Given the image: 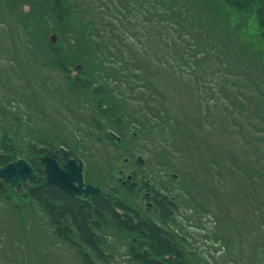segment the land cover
Listing matches in <instances>:
<instances>
[{
	"label": "rangeland",
	"instance_id": "374dc122",
	"mask_svg": "<svg viewBox=\"0 0 264 264\" xmlns=\"http://www.w3.org/2000/svg\"><path fill=\"white\" fill-rule=\"evenodd\" d=\"M127 1L133 19L126 0H60L66 16L53 0H0V150L28 159L34 144H66L90 183L161 226L189 264H264V51L240 36L251 15L230 26L225 2L180 0L190 15L167 31L159 4ZM58 54L67 72L43 67ZM80 63L78 84L87 76L88 85L69 86ZM130 173L142 186L131 193L120 182ZM165 188L174 207L161 217L146 192ZM25 204L0 194V264H84L43 210ZM101 229L103 260L81 248L95 264H142L127 230L111 220Z\"/></svg>",
	"mask_w": 264,
	"mask_h": 264
},
{
	"label": "trees",
	"instance_id": "16d2710c",
	"mask_svg": "<svg viewBox=\"0 0 264 264\" xmlns=\"http://www.w3.org/2000/svg\"><path fill=\"white\" fill-rule=\"evenodd\" d=\"M143 1L145 2V0ZM146 1L150 2V9L152 6L156 5V3L159 4V7H162L161 10H158V13H161L158 14V16L167 24V31L172 28L177 29L176 22L180 21L183 10L185 16L190 15L189 11L191 7L185 4L184 8H190L187 10L180 8V0ZM220 1L225 2L227 5L242 13H247L248 15L255 14L258 23L264 26V0ZM126 2L129 4L127 0ZM50 6L52 12L56 11L59 16L62 14L65 16L67 15L63 9L65 6H63L60 0H53ZM157 9L158 7L156 6L155 10ZM127 13L130 14L127 15L128 19H133L131 5L128 6ZM124 14L120 15V17L127 20L125 18L126 12H124ZM158 16L155 19H157ZM158 23H161L160 19H158ZM49 45L52 47V51L55 54L58 50L56 51V49L53 48L54 44L49 43ZM61 55L62 54H58L56 56L60 65L62 61H64V55ZM258 63L259 68H263L264 62H262L259 56ZM67 79L70 80L69 78ZM78 82L79 81H72L69 86H86V84L81 83L80 85ZM40 152H43V150L39 149L37 151V153ZM6 161V156L0 155V165L6 164ZM29 162L34 166L37 178L31 181L22 199H20L9 187L8 183L4 181H0V194L3 195L4 199L13 201L12 197H17L21 202H25L27 207H31V204H34L39 209L43 210L47 219L50 220L49 222L52 225L53 232L60 241L74 246L75 250L80 252L84 264L95 263L91 255L87 252H83L81 248L93 252L95 259L98 261L105 258L106 252L101 247L99 232L109 220L113 221L117 228L127 230L132 236V239H134L133 245L130 248L132 252L131 257L134 260L142 264H189L185 252L173 241V238L167 231L164 232L161 226H158L156 223L154 224L146 217L140 216L136 210L126 205L121 199L114 196L106 198L100 195L86 197L85 199H79L77 197L72 198L65 193H61L56 186H51L46 182L43 164H41L38 159L30 158ZM131 188L134 189L133 186H128L127 188L130 193L132 190ZM9 190H11L15 196H12ZM163 190L165 191L160 192L157 190L155 192V204L159 211H161V217H166L172 210V207H174V203L167 189L165 188ZM19 205H15V207H19Z\"/></svg>",
	"mask_w": 264,
	"mask_h": 264
},
{
	"label": "water",
	"instance_id": "95a60500",
	"mask_svg": "<svg viewBox=\"0 0 264 264\" xmlns=\"http://www.w3.org/2000/svg\"><path fill=\"white\" fill-rule=\"evenodd\" d=\"M55 36L51 37L54 42ZM66 162L63 168L54 157L44 156L41 162L45 164V175L50 185L57 186L61 192H65L72 197H83L90 195H104L100 188L91 184H84V163L80 160L70 159L68 152L64 151ZM10 159V156L7 157ZM35 173L31 165L25 160L19 159L16 162H10L5 167L0 168V178L9 182L18 192L23 193L22 183L27 185L29 178H35Z\"/></svg>",
	"mask_w": 264,
	"mask_h": 264
},
{
	"label": "clouds",
	"instance_id": "9594fccd",
	"mask_svg": "<svg viewBox=\"0 0 264 264\" xmlns=\"http://www.w3.org/2000/svg\"><path fill=\"white\" fill-rule=\"evenodd\" d=\"M224 8L230 13V26H235L242 15H248L237 9L230 8L228 5H224ZM261 32H264V26L257 22L256 17L253 14L250 16L247 24L240 29V36L242 41L246 44H250L253 50L262 52L264 51V36L260 35Z\"/></svg>",
	"mask_w": 264,
	"mask_h": 264
}]
</instances>
